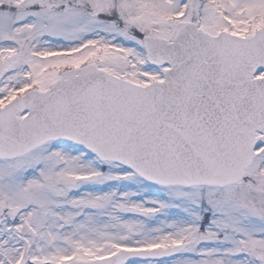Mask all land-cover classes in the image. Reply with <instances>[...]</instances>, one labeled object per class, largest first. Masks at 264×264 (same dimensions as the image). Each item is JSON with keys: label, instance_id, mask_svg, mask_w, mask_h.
<instances>
[{"label": "snow or ice", "instance_id": "snow-or-ice-1", "mask_svg": "<svg viewBox=\"0 0 264 264\" xmlns=\"http://www.w3.org/2000/svg\"><path fill=\"white\" fill-rule=\"evenodd\" d=\"M0 264H264V0H0Z\"/></svg>", "mask_w": 264, "mask_h": 264}]
</instances>
